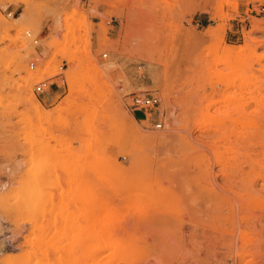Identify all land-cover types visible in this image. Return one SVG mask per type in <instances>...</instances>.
<instances>
[{"label": "rangeland", "instance_id": "374dc122", "mask_svg": "<svg viewBox=\"0 0 264 264\" xmlns=\"http://www.w3.org/2000/svg\"><path fill=\"white\" fill-rule=\"evenodd\" d=\"M261 4L0 0V264H264Z\"/></svg>", "mask_w": 264, "mask_h": 264}, {"label": "built area", "instance_id": "2783aa9c", "mask_svg": "<svg viewBox=\"0 0 264 264\" xmlns=\"http://www.w3.org/2000/svg\"><path fill=\"white\" fill-rule=\"evenodd\" d=\"M81 3L90 4V0H78ZM256 15L264 16V4L257 5L255 8L251 10ZM26 37L31 38L32 35L30 32H25ZM32 43L37 45V39L32 38ZM103 57L106 54L102 55ZM35 63L32 61L29 63V68L33 69ZM48 88L46 81H41L35 84L34 93L35 94H43L46 92ZM124 105L130 111H143V112H151L154 111V114H157L156 123L153 125L156 129H162L164 127V118L160 115L158 108L160 107L161 100L157 93L145 91V92H132L129 94H125L123 96ZM144 121L147 120L146 117L143 118Z\"/></svg>", "mask_w": 264, "mask_h": 264}, {"label": "bare ground", "instance_id": "6f19581e", "mask_svg": "<svg viewBox=\"0 0 264 264\" xmlns=\"http://www.w3.org/2000/svg\"><path fill=\"white\" fill-rule=\"evenodd\" d=\"M28 16H29V10L27 9L24 12H22L21 14H19V16L16 17L14 20L15 21L24 20ZM255 30L257 32L259 31L258 28L255 29ZM148 65H149L148 67L150 69H155L156 68V66L152 62H148ZM115 67H116V64L115 63H113V62H107V63L104 64L102 71L107 76V73L110 72L111 70H113ZM38 107H40V106H38Z\"/></svg>", "mask_w": 264, "mask_h": 264}, {"label": "crops", "instance_id": "0c3cea01", "mask_svg": "<svg viewBox=\"0 0 264 264\" xmlns=\"http://www.w3.org/2000/svg\"><path fill=\"white\" fill-rule=\"evenodd\" d=\"M111 71H112V70H111ZM111 71H110V72H111ZM110 72H109V73H110Z\"/></svg>", "mask_w": 264, "mask_h": 264}]
</instances>
